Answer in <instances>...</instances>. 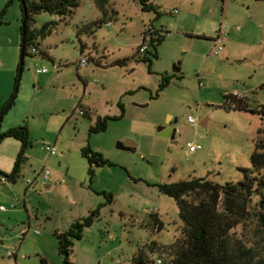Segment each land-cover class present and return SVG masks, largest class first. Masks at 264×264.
Instances as JSON below:
<instances>
[{"label": "rangeland", "instance_id": "374dc122", "mask_svg": "<svg viewBox=\"0 0 264 264\" xmlns=\"http://www.w3.org/2000/svg\"><path fill=\"white\" fill-rule=\"evenodd\" d=\"M141 1L109 0L105 18L94 0H80L63 19L34 17L35 30L49 22L55 27L39 40V52L24 59L13 105L0 122V133L25 126L31 144L17 182L0 185L5 210H0V264H39L40 259L63 264L56 235L96 209L98 218L73 242L70 262L132 264L142 247L170 246L180 235L177 205L155 185L193 179L235 184L243 180L241 169L252 168L264 117L224 105L231 95L253 109L264 104V0H147L155 10L150 12L142 11ZM8 11L20 28L19 4ZM102 18L108 26L80 32ZM147 30L169 34L157 47L151 73L132 61L110 66L131 58ZM218 47L222 51L215 56ZM37 69L47 73L36 75ZM16 75L17 69L13 86ZM162 76L171 81L159 92ZM119 103L123 117L108 121L105 132L90 134L97 118L120 115ZM167 126L173 138L160 136ZM7 141L17 142L2 141L0 157L12 150ZM126 142L133 150L120 148ZM47 146L57 155H49ZM87 146L113 164L95 168L91 183L81 156ZM42 172L49 173L46 182ZM101 193L111 194L112 203ZM152 214L163 223L162 231L141 228ZM254 228L251 222L236 234L252 237Z\"/></svg>", "mask_w": 264, "mask_h": 264}, {"label": "trees", "instance_id": "16d2710c", "mask_svg": "<svg viewBox=\"0 0 264 264\" xmlns=\"http://www.w3.org/2000/svg\"><path fill=\"white\" fill-rule=\"evenodd\" d=\"M101 10L103 17H107V6L109 0H94ZM15 3L19 4L21 26L20 52L24 59L39 52V40L48 37L55 27V23L44 24L40 30L32 28L34 17L46 13L50 16L65 18L80 5V0H8L0 12V24L7 11ZM141 8L144 12L155 11L147 3L141 1ZM104 18L81 28V33L93 34L96 28L105 24ZM169 34L150 32L143 33L142 44L131 58L116 60L110 66L127 67L132 61L143 63L150 72L153 61L157 60V47ZM24 42V45H22ZM35 51V52H33ZM83 48L80 47V54ZM44 55V54H43ZM100 65V61L96 62ZM18 70L15 77L13 92L17 86ZM23 70V68H22ZM21 70V72H22ZM171 81V77L162 76L158 91L165 89ZM13 93L0 110V122L10 107ZM227 108L251 113L264 117V104L256 109L250 108L246 99L238 98L235 95L225 97ZM120 115L118 117L97 118L95 125L90 128V134L105 132L108 121H117L124 115V108L118 104ZM85 115L88 116L87 112ZM263 129L257 132L254 143V151L251 155L252 168L241 169L243 180L238 183H229L223 186L214 184L207 179H193L181 181L174 184L155 185L158 192L173 199L178 208V215L181 222L180 235L170 246H159L156 242L138 250L136 256L131 259L132 264H264V176L261 171L264 169V141L262 140ZM5 139H12L20 143V151L16 156L13 170L10 174L0 172L9 183L15 184L20 177L23 165L27 162L26 152L30 148L28 130L25 126L12 128L0 133V144ZM133 150V149H131ZM82 158L88 164V177L91 183L94 177V169L113 167V164L105 159L100 153L93 152L89 146L81 150ZM106 198L107 204L113 199L111 194L101 193ZM99 216V209L78 222H75L69 230L57 234L58 254L63 264L70 262L73 242L82 238L83 231L93 224ZM251 222L255 223L253 236L242 232L237 236L236 230L239 226L244 228ZM141 228L160 232L163 230V223L157 214L149 216V220L141 225ZM154 255V261L148 259L147 255ZM39 264H49L45 259H40Z\"/></svg>", "mask_w": 264, "mask_h": 264}, {"label": "crops", "instance_id": "0c3cea01", "mask_svg": "<svg viewBox=\"0 0 264 264\" xmlns=\"http://www.w3.org/2000/svg\"><path fill=\"white\" fill-rule=\"evenodd\" d=\"M7 1L0 0V12ZM18 29L19 21L17 19L12 21L9 11H7L0 24V110L8 101L13 88L12 80L17 69V56L20 53V34ZM5 143L11 145L12 150L7 155L0 157V171L8 174L13 169L14 160L19 150V143L11 141ZM2 152L4 153L5 151ZM0 185L5 184L0 183ZM1 246H3V241Z\"/></svg>", "mask_w": 264, "mask_h": 264}, {"label": "built area", "instance_id": "2783aa9c", "mask_svg": "<svg viewBox=\"0 0 264 264\" xmlns=\"http://www.w3.org/2000/svg\"><path fill=\"white\" fill-rule=\"evenodd\" d=\"M177 12L175 11L174 12V14H176ZM106 26H108V25H106ZM222 35H223V33H221L220 32V34H219V36L216 38V41H215V43L216 44H219L220 42H221V37H222ZM222 51V48L221 47H218V48H215L214 50H213V54L215 55V56H217V55H219L220 54V52ZM33 52H35V51H33ZM80 64L81 65H84L85 64V59H82L81 61H80ZM47 73V70L46 69H37L36 71H35V74L36 75H44V74H46ZM79 114L81 115V116H84L85 115V112L84 111H79ZM188 122L192 125V124H194V120L192 119V118H189L188 119ZM199 149V147L197 146V147H191L190 148V151L191 152H194V151H196V150H198ZM46 151L49 153V155H51V156H55V155H57V152H56V150L54 149V148H50L49 146H47L46 147ZM40 177L42 178V180L44 181V182H46L47 180H48V177H49V173L48 172H42L41 174H40ZM0 183L1 184H6L7 183V179L6 178H4V177H0ZM30 183H28L27 182V185H29ZM12 208H13V206H12ZM0 210L1 211H3L4 209L3 208H0ZM2 245V240H0V246ZM7 256L8 257H11L12 255L10 254V253H8L7 254ZM157 264H160V262H158Z\"/></svg>", "mask_w": 264, "mask_h": 264}, {"label": "water", "instance_id": "95a60500", "mask_svg": "<svg viewBox=\"0 0 264 264\" xmlns=\"http://www.w3.org/2000/svg\"><path fill=\"white\" fill-rule=\"evenodd\" d=\"M22 45H24V42H22ZM18 66H19L18 79L20 80L21 74H22L21 70H22V68L24 66V56H23V53L22 52H20V55H19V65ZM17 91H18V84H17V86L14 89L11 102L14 101V99L16 97V94H17ZM174 133H175L174 131H171L170 129H168V130L162 131L160 133V136L161 137H169V136H171L173 138ZM120 148H122L123 150L129 151V150H131L133 148V144H131L129 142H126L123 146L121 145Z\"/></svg>", "mask_w": 264, "mask_h": 264}, {"label": "flooded vegetation", "instance_id": "af4514ba", "mask_svg": "<svg viewBox=\"0 0 264 264\" xmlns=\"http://www.w3.org/2000/svg\"><path fill=\"white\" fill-rule=\"evenodd\" d=\"M168 129H170V126H167L165 130H168ZM170 130H171V129H170ZM163 131H164V130H163ZM171 131H172V130H171Z\"/></svg>", "mask_w": 264, "mask_h": 264}]
</instances>
